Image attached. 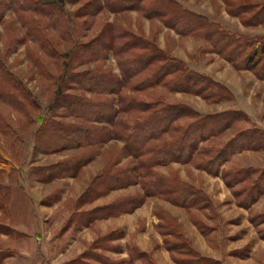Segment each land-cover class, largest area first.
Segmentation results:
<instances>
[{"label":"rangeland","instance_id":"rangeland-1","mask_svg":"<svg viewBox=\"0 0 264 264\" xmlns=\"http://www.w3.org/2000/svg\"><path fill=\"white\" fill-rule=\"evenodd\" d=\"M39 1L43 5L39 6L41 11L48 2H55L63 11L55 23L51 18L58 14H48L45 19L38 12L21 11L25 19L34 24L39 16L43 18L36 28L49 43H43L42 48L26 35L15 5L6 0V4L0 6V63L18 79L17 89L13 92L22 102L21 110L25 113L22 115L20 108L0 97V159L3 161L1 168L4 167L0 173V222L15 230L13 233L0 232V253L9 250L10 255L26 259V264H148L151 258L155 264H178L163 245V236L158 229L161 219L157 211L168 209L180 220L185 237L203 255L218 259L220 264H264V238L258 232L259 229L264 231V221L254 225L255 222L250 220V216L264 211V192L249 207L238 205L233 188L226 183L222 186L215 177L222 179L221 175L195 167L193 160L159 165L155 169L165 174L179 172L187 182L204 189L210 198V206L187 211L153 195L145 197L131 211L119 212L126 203L118 202L115 209L118 214L88 221L93 215L89 213L93 207L138 195L141 186L139 183L128 184L97 195V189L107 181L102 174L104 170L128 165L134 159L128 155L121 139L110 137L103 142H83L88 134L83 127L106 126L107 123L87 120L72 110L77 107L74 102L79 98L90 100L85 107L91 110L95 100L117 97L112 93H93L80 83L83 79L79 75L88 71H95L99 78L83 80L86 85L102 82L107 87L112 76L121 74L113 50L105 45L106 40L89 41L105 24L130 30L142 27L150 35L157 34L159 43L169 47L175 57L186 60L189 67L208 71L230 85L222 82L233 96L221 101L160 88L169 102H185L202 115L226 109H239L244 113L241 112L225 130L203 139L199 145H220L239 131L248 129L258 136L264 131V74H258L259 66L236 68L231 61L210 51V44L205 39L193 34L178 38L175 30L167 28L159 19L149 20L151 18L135 8L113 11L104 6L105 0H98L102 5L98 12L80 15L77 14L78 7L86 0ZM176 1L184 8L206 15L229 33L264 37V22L243 24L238 16L227 12L222 0ZM79 42L81 45L78 46ZM93 51L96 53L91 57ZM86 58L89 59L83 61ZM38 61L44 65L42 73L36 65ZM125 92L133 94L127 88ZM28 101L34 102L36 107L28 108ZM72 103L74 107H70ZM121 115L126 113L119 117ZM44 119L57 121L62 128L40 135ZM80 138L81 142L76 141ZM262 138L260 143L264 142V135ZM85 159L74 175L64 172L61 176L43 180L35 172L59 161L62 167L72 170L76 162ZM239 167L263 168L264 147L234 152L220 168L233 170ZM98 212L101 213H95ZM195 213L202 222L211 225L208 233L203 235L189 220ZM168 237L176 240L173 236ZM138 249L150 255L142 257ZM19 250L25 256L18 254ZM5 258L0 264H6Z\"/></svg>","mask_w":264,"mask_h":264},{"label":"trees","instance_id":"trees-1","mask_svg":"<svg viewBox=\"0 0 264 264\" xmlns=\"http://www.w3.org/2000/svg\"><path fill=\"white\" fill-rule=\"evenodd\" d=\"M7 1L13 3L20 11L18 17L26 35L40 44L41 48L43 43H49V40L36 28L37 25H41L43 18L39 16L34 24V21L25 19L22 12L29 10L38 12L45 16V19L48 18L46 17L48 14H58L51 18L55 23L59 19V13H63L62 9L55 2L46 3L45 7H42L45 10L41 11L39 6L43 5L39 0ZM222 1L227 12L238 16L243 24L264 22V1ZM5 4L6 0H1L0 6ZM103 4L113 11L135 8L148 18L159 19L180 36L193 34L205 39L210 44V51L231 61L236 68L254 69L259 66L258 74H264L263 36L229 33L219 23L211 21L202 13L182 7L176 0H105ZM101 7L98 0H86L78 7L77 14H94ZM100 38H104L105 45H109L113 50L121 74L112 76L107 87L102 82L86 85L83 80L94 81L99 78L95 71H88L89 74L79 75L83 79L80 83L93 93L106 92L116 94L117 97H102L95 100V106L91 110L85 107L90 100L79 98L74 102L77 107L72 110L87 120H103L110 127L108 128L107 125L83 127L88 133L83 142H103L110 137L118 138L123 141L124 147L129 151L128 155L134 159L131 163H127L128 165L104 170L102 174L107 177V181L103 182V187L97 189V195L104 194L111 188L135 183L140 184L142 191L138 195L93 207L89 211L93 215L88 221L118 214L121 211H131L140 205L145 197L151 195L160 196L187 210H202L210 206V198L201 187L183 180L175 171L168 174L156 171V166L169 164L172 161L193 160L195 167L214 175H221L224 183L233 188L232 193L238 205L249 207L254 203L264 192V167L261 169L239 167L233 170H222L220 167L231 158L234 152L244 148L264 147V142L260 143V140H263L264 131H260L258 136L255 135L254 130L248 129L239 131L220 145H199L203 139H209L210 136L229 127L242 111L226 109L202 115L185 102H169L160 92V88L163 87L168 92L186 91L209 101H221L232 98L231 90L212 76L189 67L183 59L175 57L169 50L163 49L154 37L144 34L142 27L130 30L105 24L89 41L98 43ZM79 45H81L80 42ZM94 53L96 51H93L90 56L92 57ZM36 65L41 73L44 72L43 64L38 61ZM17 82L18 79L14 74L0 63V97L9 100L15 108H20L22 115H25L24 109L21 110L22 102L18 100L16 92H13L17 89ZM125 88L133 94L126 93ZM74 103L70 104V107H74ZM27 104L28 108L36 107L31 101ZM122 113L126 115L119 117ZM59 128L62 126L57 121L44 119L40 127V135L45 132L50 134ZM74 128L75 126L68 130ZM79 128L82 129V127ZM77 140L81 142V138ZM87 159L76 162L72 170L62 167L63 164L59 161L54 165L40 167L35 172L43 180L61 176L64 172L74 175ZM2 164L3 161L0 159L1 174L4 169V167L1 168ZM69 169L71 171H68ZM236 184H239V187L235 188ZM118 202L126 203V207L115 213ZM97 211L101 213L96 214ZM157 214L161 219L158 222V229L163 236V245L169 250L175 262L220 264L218 259L203 255L193 247L185 237L177 219L168 211L159 210ZM196 216H198L197 213L191 216L193 223L202 233H208L211 225L202 222ZM256 217L259 219L255 220ZM250 220L255 222L254 225L260 224L264 221V211L250 216ZM0 232L13 233L15 230L0 222ZM258 232L260 237L264 238V231L259 229ZM168 236H173L176 240ZM138 250L142 257L150 255L146 251ZM10 254L12 253L9 250L0 253V262ZM148 264H155V262L151 258V263Z\"/></svg>","mask_w":264,"mask_h":264},{"label":"crops","instance_id":"crops-1","mask_svg":"<svg viewBox=\"0 0 264 264\" xmlns=\"http://www.w3.org/2000/svg\"><path fill=\"white\" fill-rule=\"evenodd\" d=\"M149 20H154V19H149ZM168 28V27H167ZM143 29V32H144V34L145 35H147V36H152V37H155L156 38V40H157V43L159 44V45H161L160 43H159V40H158V35L156 34H149V33H147V31H145V29L144 28H142ZM170 29V28H169ZM179 37H183V36H180L179 34H178V38ZM162 46V45H161ZM163 47V46H162ZM165 50H169L172 54H174L173 52H172V50L169 48V47H163ZM218 55V54H217ZM179 58H181V57H179ZM186 61V60H185ZM198 70V69H197ZM202 72H204V73H206V74H208V75H210V76H212L211 75V73H209L208 71H202ZM212 77H214V76H212ZM214 78H216V80H218V81H221V82H223V83H225L227 86H230L226 81H224V80H222L221 78H219V77H214ZM172 162H176V161H172ZM172 162H170V163H172ZM169 163V164H170ZM179 163H185V162H179ZM168 165V164H167ZM159 166V165H158ZM175 168V167H174ZM178 170V169H177ZM161 171V170H160ZM179 173V172H178ZM179 176L183 179V180H186V179H184L183 177H182V175L179 173ZM216 178H219V182H220V184L223 186V184H224V181H223V179H221L219 176H215ZM188 181V180H187ZM142 191V190H141ZM151 196H153V195H151ZM154 196H157V195H154ZM147 197H150V196H147ZM146 197V198H147ZM158 197V196H157ZM160 197V196H159ZM145 198V199H146ZM164 199V198H163ZM164 200H166V199H164ZM168 201V200H167ZM173 204V203H172ZM174 205H176V204H174ZM176 206H179V205H176ZM184 208V207H183ZM185 210H187L186 208H184ZM169 213H171V215L172 216H174L176 219H177V221L179 222V224H180V226H181V230L183 231V233H184V235H185V232H184V229H183V227H182V224H181V222H180V220L178 219V217L176 216V215H174L171 211H169L168 209H166ZM188 211V210H187ZM191 222H192V224L196 227V225L193 223V221L191 220V217H190V219H189ZM196 229L199 231V232H201L197 227H196ZM202 233V232H201ZM203 234V233H202ZM204 235V234H203ZM186 236V235H185ZM189 239V238H188ZM190 240V239H189ZM191 241V240H190ZM191 243H192V241H191ZM194 246V245H193ZM197 249V248H196ZM198 250V249H197ZM199 251V250H198ZM18 254H23L24 255V252L22 251V250H19L18 252H17ZM201 253V252H200ZM202 254V253H201ZM25 256V255H24ZM22 258H26V257H22ZM23 261V264H26L25 262H26V259H21L20 257H17V255H15V254H13V255H9V256H7L6 258H5V262H6V264H21V262Z\"/></svg>","mask_w":264,"mask_h":264}]
</instances>
